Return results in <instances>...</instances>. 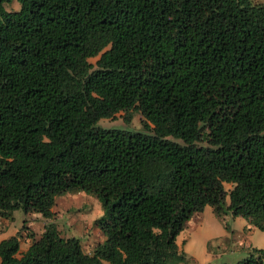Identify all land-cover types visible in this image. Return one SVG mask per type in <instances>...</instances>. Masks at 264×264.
<instances>
[{"label":"trees","instance_id":"16d2710c","mask_svg":"<svg viewBox=\"0 0 264 264\" xmlns=\"http://www.w3.org/2000/svg\"><path fill=\"white\" fill-rule=\"evenodd\" d=\"M16 1L0 0V217L83 190L105 238L87 251L51 222L21 251L0 239V264H189L176 236L207 204L264 230V0ZM136 111L145 130L97 124ZM253 249L237 264H264Z\"/></svg>","mask_w":264,"mask_h":264},{"label":"rangeland","instance_id":"374dc122","mask_svg":"<svg viewBox=\"0 0 264 264\" xmlns=\"http://www.w3.org/2000/svg\"><path fill=\"white\" fill-rule=\"evenodd\" d=\"M9 3H4L6 8L19 7L16 0ZM97 124L103 127L145 130L138 111L133 112L129 121H125L122 112H118L114 118L101 117ZM230 185L225 183L226 188ZM52 209L54 213L50 216L16 209L13 218L0 217V239L16 234L21 251L27 248L32 238L39 236L46 224L52 222L61 234L77 236L87 251L104 240L105 236L94 223L102 215L103 209L99 199L91 193L83 190L63 192L55 197ZM176 241L192 257L189 264H237L251 251L254 252V247L264 248V230L248 223L241 215L233 216L230 212H225L222 216H217L207 204L201 211L193 212L186 219Z\"/></svg>","mask_w":264,"mask_h":264}]
</instances>
